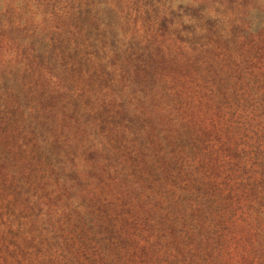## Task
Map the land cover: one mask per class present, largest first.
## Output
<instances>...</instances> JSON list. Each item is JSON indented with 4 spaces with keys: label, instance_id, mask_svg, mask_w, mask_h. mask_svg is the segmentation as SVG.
Listing matches in <instances>:
<instances>
[{
    "label": "rangeland",
    "instance_id": "obj_1",
    "mask_svg": "<svg viewBox=\"0 0 264 264\" xmlns=\"http://www.w3.org/2000/svg\"><path fill=\"white\" fill-rule=\"evenodd\" d=\"M0 264H264V0H0Z\"/></svg>",
    "mask_w": 264,
    "mask_h": 264
}]
</instances>
